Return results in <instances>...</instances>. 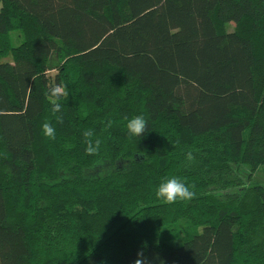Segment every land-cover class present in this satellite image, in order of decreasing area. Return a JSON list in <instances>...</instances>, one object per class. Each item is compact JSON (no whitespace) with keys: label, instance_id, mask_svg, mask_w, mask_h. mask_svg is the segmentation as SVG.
Here are the masks:
<instances>
[{"label":"trees","instance_id":"1","mask_svg":"<svg viewBox=\"0 0 264 264\" xmlns=\"http://www.w3.org/2000/svg\"><path fill=\"white\" fill-rule=\"evenodd\" d=\"M243 165H264V0H0V264H264ZM170 176L195 197L158 199Z\"/></svg>","mask_w":264,"mask_h":264},{"label":"clouds","instance_id":"2","mask_svg":"<svg viewBox=\"0 0 264 264\" xmlns=\"http://www.w3.org/2000/svg\"><path fill=\"white\" fill-rule=\"evenodd\" d=\"M64 86L60 84H53L49 87L46 95L51 99V114L57 123H63L62 105L59 100L66 95ZM126 121V128L131 137H141L145 134L148 127V122L143 114H137L131 118H124ZM111 126V121L108 122ZM42 131L45 137L54 140L56 137V128L53 126L51 120H46L42 125ZM84 143L86 145L85 152L88 155H97L101 148V139L96 137V132L92 128H88L82 133ZM186 160L194 161L193 152L189 150L185 156ZM195 185H189L185 179L179 176L165 177L161 180L156 188L155 195L165 203H176L177 201H188L195 197ZM220 193H217L219 195ZM132 264H151V261L145 255L143 250L137 252V258Z\"/></svg>","mask_w":264,"mask_h":264},{"label":"rangeland","instance_id":"3","mask_svg":"<svg viewBox=\"0 0 264 264\" xmlns=\"http://www.w3.org/2000/svg\"><path fill=\"white\" fill-rule=\"evenodd\" d=\"M231 23H228V26L226 29H231L232 28ZM22 38L21 35L15 32H11V44L13 46H16L17 44H19L21 42ZM9 57V56H8ZM7 58V57H6ZM240 174L244 177H246L248 174H251V178L247 179V181L250 182H258L260 184H264V165L259 166L258 168H256V170L254 171H250L249 167L243 165L240 167ZM236 188H229L227 189V191H233Z\"/></svg>","mask_w":264,"mask_h":264}]
</instances>
